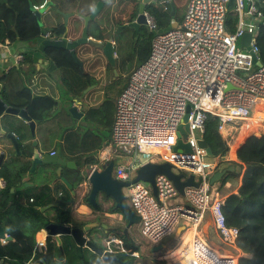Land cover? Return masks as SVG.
I'll return each instance as SVG.
<instances>
[{"label":"built area","instance_id":"obj_1","mask_svg":"<svg viewBox=\"0 0 264 264\" xmlns=\"http://www.w3.org/2000/svg\"><path fill=\"white\" fill-rule=\"evenodd\" d=\"M229 2L187 0L177 27L162 32H157L153 18L144 11L146 24L153 32L150 53L131 72L115 100L111 129L115 154L105 153L95 166L103 168L113 161V177L129 182L125 188L129 206L139 217L138 234L152 247L167 241L177 225L183 223L185 229L186 225H193L182 264H238L236 256L210 246L195 229L208 214L226 247L236 246L239 235L237 227L226 223L222 211L224 196L210 184V177L223 165V158L209 157L197 144L203 138L207 117L217 118L218 131L228 149L229 142L250 131L252 124L258 126L251 135L264 127V64L253 63V55L260 60L256 37L259 25L264 24V0H233L230 9ZM161 3L167 6V2ZM42 6L34 5V9ZM246 33L252 36L249 48L237 47V40L240 42ZM25 53L0 42V61L8 60V67L20 65ZM187 106L185 142L190 152L174 150L177 128ZM132 152L139 153L144 161L136 164L137 160L130 158L124 164L116 160L129 158ZM147 162L169 163L175 172L184 174L183 180L192 174L197 185L185 187L181 194L170 178L158 173L154 177V195L148 182L132 181V170ZM81 187L87 192L86 180ZM4 238L2 243L6 242ZM36 245L45 253L47 238H38ZM105 246L109 253L115 249L124 251L119 238L106 241ZM170 259L160 257L158 261L181 263V259Z\"/></svg>","mask_w":264,"mask_h":264},{"label":"crops","instance_id":"obj_2","mask_svg":"<svg viewBox=\"0 0 264 264\" xmlns=\"http://www.w3.org/2000/svg\"><path fill=\"white\" fill-rule=\"evenodd\" d=\"M10 1H12L13 4H16L19 0ZM46 1L50 0H45L43 3H45ZM123 2L125 3V0ZM28 3L29 7L30 4H32L33 6L36 4L34 0H28ZM119 9L120 8L110 10V8H107L102 11V13L99 14V16H97L95 20V26H91L90 28V35H92L93 38H97V35H99L97 39H100L102 35L104 36V38H112V43L114 44V46L118 42H121L122 40H118V38L116 37V33L118 32L116 31L114 33L111 30V26L115 27L116 23L119 21V19L117 18V14L120 13ZM8 11L10 13V20L8 25L12 28L16 25L19 13H17L18 9L16 10V8L14 7L12 9H8ZM31 11L34 15L36 14V10ZM46 13L50 14L53 17L48 26L54 27L58 23L64 24L63 17L56 13L51 5L46 9ZM65 13L73 12L68 11ZM73 14V16L69 17L68 21V27L72 37L80 33L83 27V19L80 18L79 15L75 13ZM0 42L9 43L10 45L13 44L14 48H12V50L14 51L25 50L26 52L25 60L19 66H15L17 68L14 69V71L12 69H10L9 71H4L5 66L7 65L6 68L8 67L9 61H0V75L3 76L5 85L9 87L11 92L12 90H14L15 93L18 92L22 97L21 101H18L20 107H27L28 113L30 114L28 108L29 105L27 106L25 104L27 103L29 95L32 99L38 97H49L54 102H56L55 98L53 96H48V94L53 95V90L57 85L56 83L55 85H52V78H56L55 80L59 81L60 77L58 75H61V73L59 72V74L57 75V70L52 71L51 74L47 73L46 69L48 67V63L42 60V55H39L36 52L37 47H35L32 42L22 40L11 42L9 38ZM3 53L5 54L4 51ZM79 54L78 57L80 58ZM13 75L15 77H13ZM66 79L64 81H67ZM15 83L16 85H14ZM65 90L69 94H77L76 97L81 102V104L78 106V113H82V116L80 118L71 116L66 111L62 110L65 114L61 116L63 118L62 122L57 121L58 123H60V125L58 123L54 125L52 121L50 122L49 118V120H39V123L35 125L34 136L30 135V130L27 124L23 120L18 119V121L20 122L18 123L19 126L17 128L11 129V131L14 132L19 141V153L15 152L13 145L8 139H6L4 136H0V152L5 153L4 159L0 164V168L3 165H6L12 174L11 180L13 178L14 181L12 182L13 185L9 190V195L3 196L5 195L2 193L5 190L6 181L4 177L0 176V228L3 230L5 236V238L0 236V244L6 245L12 242H16L17 240L13 237L14 235L33 237V239L35 240L33 246V255L36 253L38 254V257L32 263L38 262V260L41 259L44 254V252H42L36 245L38 238L46 237L47 240L49 238L52 240L53 245L51 247V253L54 257V261L59 259L58 256H60V254L64 253L62 245L69 242V239H67L66 236H62V243L59 245L57 241L53 239V237L48 236L45 230L43 222L45 220L51 221V219L53 220L55 217V209L53 208L54 204L50 200L49 194L51 196H55L62 193H69L70 197H72L70 213L73 221H76V223L86 224L88 222L98 221L99 223L105 224L108 227L106 228V230L102 227L100 228L104 231H109L115 228L114 226L109 225L108 222L101 219L100 212L102 211L99 209V206L102 209H104L105 206V203L102 202V198L98 200L97 207H94L86 202H78V200L76 199L77 196H73V192L76 193L77 187H81V183H79V185L77 184V175L83 163L92 164L95 167L97 163H99V159L102 155L107 152H114L111 145V129L115 114V100L118 95H116L114 98L111 118H109L107 122H103L99 117L101 115L93 116L94 113L99 112V109H97L95 106L96 103L99 102L92 104L89 97L86 98L85 93L88 92L87 90L84 92L82 90L78 92L75 88L74 90L73 88H66ZM56 95L58 96L57 92ZM105 103L107 104L108 102L106 101ZM103 104L104 102L102 103L101 108L103 107ZM54 108H56V103L53 105V109L50 111V113L53 112ZM78 113H76V115H79ZM68 118H72L78 122L82 121L80 122L82 123V128L80 129L76 126L68 127L64 130V133L60 135L61 133L58 130H60L62 127L70 126L68 122H63ZM75 129L80 130V132ZM70 137L71 139L72 137H74V139H76L77 141L84 140L85 137L89 140V144L87 145V147H85L84 150V157L82 158L80 163H77L68 154V143L70 142ZM244 139L245 138L241 136H238V138L235 139V145L231 149H229L230 155L234 154V157L230 159L228 157L226 160H236V150L239 147L238 144ZM33 142H35L36 145H33ZM236 146L237 148L235 149ZM57 149L59 150L62 159H64L65 161H72L76 164V168H64L62 170V175L72 184V189L67 188L55 174L54 170L57 169V165H53L52 172L44 177H41L40 175L38 176L33 172H29L31 168L30 157L33 152L44 153L52 152ZM91 160H95V163H91ZM116 160H118V162L120 163L125 162L123 157H117ZM126 160L129 161V158H127ZM20 166L26 168L27 172L22 178V181H16V170H18ZM239 185L240 176L235 181H232V186H228L225 188L222 187L217 191H219V193H221L225 198L231 193H237ZM81 189L84 193L86 192L83 187H81ZM113 214L117 213H112V215L108 213V216L111 217L113 216ZM186 226V229L178 236V240L174 241L171 235L167 242L165 241V244L167 243L166 248L160 249L161 254L158 257H165L169 259L171 258L170 261L175 262L174 252L172 251V254H168V252L177 244H183V240L186 235H189L191 233L193 225L189 224ZM136 228H138V223L134 224V226L129 230L132 231V229L135 230ZM195 229L202 236L203 240L210 246L223 252H231V255H234L232 253L234 251H237L236 255L240 253L242 255V252L236 246L232 247L231 250L222 243L221 239L218 237L215 231V228L213 227L212 220L211 223L208 224L206 216L203 223L200 224V226L195 227ZM124 232H126V230H124ZM2 238L6 240L5 243L1 242ZM67 249L71 251L70 246ZM0 264L14 263L8 256H5L0 257Z\"/></svg>","mask_w":264,"mask_h":264},{"label":"trees","instance_id":"obj_3","mask_svg":"<svg viewBox=\"0 0 264 264\" xmlns=\"http://www.w3.org/2000/svg\"><path fill=\"white\" fill-rule=\"evenodd\" d=\"M35 5H41L45 0H34ZM51 6L56 13L59 12H73L82 18L88 16L94 10L96 3L102 1L104 3V10L108 8L113 0H50ZM161 1L167 2V6L164 5L163 9L165 14L157 13V5L161 4ZM181 0H171L175 7V12L171 15V8L168 0H156V4H149L146 6L145 11L150 15H154L156 19L157 29H163L169 26L172 18L177 23L181 21L180 16H176L178 3ZM187 0H185V3ZM28 0H19L16 4H13L10 0H0V41H4L9 38L11 42L14 41H28L32 42V39L37 37L39 33V25L36 16L32 13ZM18 9V20L14 27H10L9 18L10 13L8 9ZM60 15V14H59ZM99 16V15H98ZM159 17V18H158ZM95 20L90 22L91 26H95ZM66 27L63 23H58L55 26V33L62 35ZM92 36V35H91ZM99 35H97V38ZM95 38V37H94ZM96 38V39H97ZM256 44L259 48V57L262 64H264V24L259 25L256 37ZM150 45L146 44L140 49V62H144L150 53ZM51 58L54 60L57 66L67 65L71 72L76 75L80 73L78 66L75 64L72 56L67 52L55 51ZM4 80L3 76H1ZM75 77V76H74ZM81 75H79L80 79ZM78 79V78H76ZM81 83V82H80ZM76 91L80 92L83 88L75 87ZM5 95L4 93H2ZM17 96L22 98L17 92ZM21 101V99H20ZM30 111V116L34 119L43 121L48 119L50 111L53 109L55 102L49 97L31 98L28 96L27 103H25ZM19 105V104H18ZM20 106V105H19ZM203 139L210 147L213 153V158L221 159L226 156L228 146L222 138L221 133L218 131V120L212 115H209L204 124ZM69 152L68 154L77 163H80L84 157L85 147L89 144V140L85 137L84 140L77 141L74 137H70ZM227 166H234V170L228 172L222 179L216 184V190H220L228 180H236L240 176V185L237 189V193H231L225 197L222 205V211L226 219V223L229 226L237 227L239 229V235L236 240V247L247 256H240L238 264H264V135L256 136L249 135L239 145L236 150V160H226ZM91 163H95V160H91ZM8 164V163H7ZM9 165V164H8ZM92 165V164H90ZM0 171V176L4 177L6 181V187L2 194L3 196L9 195V190L12 187L13 178L11 180V172L6 165H3ZM26 168L20 166L16 170V181H22V178L26 174ZM82 180L77 175V184ZM44 195V194H43ZM48 195V194H46ZM49 198L52 201L53 208L55 209V217L51 221L64 225L82 226L85 223H76L73 221L70 209L72 203V197L69 193H62L60 195L51 196ZM104 200V198H103ZM107 213H118V209L115 208L112 203L106 210ZM126 219V217H124ZM127 220V219H126ZM45 220L43 225L46 226L49 222ZM90 232L88 237L106 249V241L112 238H119L122 240L124 251L115 249L111 254L117 258L113 263H124L127 259L132 257V253L138 252L139 245L136 243L133 237L127 232H124L122 228H113L109 231ZM12 236V235H11ZM17 241L6 245L0 244V257L8 256L14 264H29V260L34 253L35 240L31 236L14 235ZM47 251L43 254L38 262L32 264H58L57 260L54 261V257L51 253L52 240H47ZM68 248L70 246V253L64 255V264H80L77 254L76 246L70 242L63 244ZM88 250L84 249L83 251ZM75 255V257L72 256ZM84 253V252H83ZM91 258H84V264H104L101 258L92 253Z\"/></svg>","mask_w":264,"mask_h":264},{"label":"water","instance_id":"obj_4","mask_svg":"<svg viewBox=\"0 0 264 264\" xmlns=\"http://www.w3.org/2000/svg\"><path fill=\"white\" fill-rule=\"evenodd\" d=\"M139 2V9L137 15L134 20L124 23L120 26L121 29L132 27L134 30H138L140 25L146 24L145 18V8L149 4H156V0H135ZM171 8V15L175 12V7L172 4L171 0H168ZM51 5V1H46L42 7L36 10V19L39 25V33L37 37L32 39V44L37 47V53L42 55V60L48 63V67L46 69L48 74H51L52 71L57 69H64L65 66H56L54 64V60L51 58V55L55 51H62L69 53L74 59L75 64L83 69V63L79 59L78 54L81 52L84 45H89L91 48L95 49V51L101 55V57L106 60H112V56L114 55V44L112 43V38H104L100 39L93 38L90 31V22L96 20L97 16L104 11V3L102 1H98L96 6L91 14L88 16H83V27L81 32L72 37L69 27L68 21L69 17L73 16V13H65L59 12V14L64 19V25L66 27L64 33L62 35H57L55 33V26L50 27L48 24L52 21L53 17L48 14L44 17L46 13V9ZM233 0H230L228 4V8H232ZM30 9L35 10L34 6L30 4ZM177 22L174 18L171 19L168 27L163 29H158L157 32L165 31L169 28L177 27ZM252 40V36L249 33L244 34L240 39V47L249 48V44ZM91 59H93L91 57ZM253 63L256 66H261L262 62L256 59V56L253 55ZM60 72V71H59ZM0 76V136H4L8 139L13 145L15 152L19 153V141L15 136L14 132L11 129L17 128L19 126L18 119L23 120L29 130L30 135L34 136L35 125L39 123V120L33 119L28 113L27 107H20L18 105V101L21 98L17 96V93H11L9 87H7L4 81ZM91 87V86H90ZM4 93L5 95H3ZM77 94L66 95L65 98L62 97L60 105L61 109L66 111L68 114L74 117H81L82 113H78V106L81 104L79 99L76 97ZM188 111L189 106H187V113L184 115L182 122L178 125V133H177V144L174 146V150H184L186 152H190V146L185 142L188 132ZM78 113L79 115H76ZM246 139V138H245ZM244 139V140H245ZM197 144L199 147L203 148L206 151V154L209 157L213 156L212 150L207 145L203 138L198 139ZM33 145H36L33 142ZM4 152H0V164L4 159ZM31 159V168L29 172H33L44 177L52 172V166L57 165V169H55V174L60 179V181L69 189H72V184L62 175V170L64 168H76V164L72 161H65L61 158L59 150H55L53 154L50 152L37 153L33 152L30 157ZM114 168V162L110 161L105 167H94L93 165L83 163L79 170V177L81 180H86L88 183V190L84 193L86 203L97 207V202L100 198H104L102 202L110 204L105 208L107 209L112 203L115 208L118 209V214L123 215L127 219V227H131L132 225L139 222L138 215L130 208L127 203L124 187L129 185L127 181H120L113 177L112 171ZM234 166L228 167L227 165L215 171L210 177V184L215 185L220 179H222L228 172L233 171ZM162 173L165 174L168 178H170L177 188L179 193H183L185 187L195 186L197 183L194 181L193 175L190 174L185 180L184 174L175 172L169 163H151L147 162L141 164L135 170V176L133 178V182L142 180L144 182H148L152 188L153 194L156 195V186L154 177L156 174ZM26 185V184H25ZM79 185V183H78ZM81 186V185H80ZM76 193L73 192V196ZM206 220L208 224L211 223V218L207 214ZM108 228L105 224H101L98 221L88 222L82 226H72V225H64L55 222H49L45 226V230L48 236L53 237L55 241L60 245L62 243L61 237L66 236L69 239V242L74 244L77 249L78 257L80 259V264H84L83 258V250L88 249L90 252L98 255L104 264H111L116 261L117 258L114 257L111 253L104 250L101 246H98L94 243L89 237L88 234L92 232L94 229L99 228ZM185 230V225L179 224L176 226L172 239L178 240V236ZM0 236H4L3 230L0 228ZM166 248V244L164 242H160L159 244L153 246L151 248V252H158L160 249ZM241 256H247L242 254ZM38 254H34L32 259L29 261L31 264L36 258Z\"/></svg>","mask_w":264,"mask_h":264},{"label":"rangeland","instance_id":"obj_5","mask_svg":"<svg viewBox=\"0 0 264 264\" xmlns=\"http://www.w3.org/2000/svg\"><path fill=\"white\" fill-rule=\"evenodd\" d=\"M123 1L124 0H113L111 5L108 7V8H110V10H115L116 8H120L119 9L120 13L117 14V18L119 19V21L116 24L122 23L120 21V20H122V18L119 17V15L122 13L126 15L125 21L127 19H130V20L132 19V16L129 17L130 16L129 11L132 10V6L135 2L133 0H125V3H124ZM186 3H185V0H181L178 3L179 6L177 7V11H176L177 17L180 16V18H181L183 16ZM163 7H164L163 4L157 5V9H158L157 13L158 14H165L166 11H164L165 9H163ZM46 15H48V13L44 14V17ZM151 17L153 18L154 22L156 23L155 16L151 15ZM122 21H124V20H122ZM111 30L114 33L117 31L118 33H116L117 34L116 37L118 38V40H122L121 42H118L114 46V55L112 56V60H106V59L102 58L101 55H99L98 51L96 52L95 49L91 48L89 45H84L83 47H81L82 50L78 51V52H81L79 54V56L83 57V58H84V52L83 51L86 50V52L88 53V64L86 63L87 66L85 67V69L88 70V72H89V75H90L89 81L87 82L86 78L85 77L83 78V76H81L79 79V75H80L79 72H77L76 75H74V72H69L67 74V79L65 78L67 81H64L65 79H59V81H56L54 78H52V81H51V82H53L52 85H55V83L57 85H56L55 89L53 90V95L48 94V96H53L57 102L60 100L59 96H60V98H62V97L65 98V96L69 94V93L65 92L66 88H73V90H74L75 87H81V88H83V92L87 90L88 92L85 93L86 98L89 97L92 104L99 102V103H96V105H95L96 108L99 109V112L94 113L93 116L94 115L95 116L101 115L99 117L102 119L103 122L104 121L107 122V120L109 118H111V115H112L111 113H112V109H113V102H114L115 96L119 95V93L121 92V90L123 89L125 84L127 83L129 75L131 74V72L137 66H139L140 54H141L140 49L142 47H144L146 44L150 45V47H151V42H152V38H153V32L148 27L147 24L140 25V27L137 31L134 30V28H132V27L126 28L123 30H119V29L116 30L114 26H111ZM239 45H240V42H239V40H237V47H239ZM10 46H11V48H14L13 44H11ZM91 57L93 59H91ZM6 66H5V68H6ZM16 68L17 67H15V65H12L13 71ZM4 71H6V70H4ZM56 74L58 75L59 72H57ZM10 77H11V75H10ZM13 77H15V76L13 75ZM76 78H78V79H76ZM14 85H16V83ZM13 92H14V90H12L11 93H13ZM56 92L58 93V96L56 95ZM69 95H71V94H69ZM84 97H85V95H84ZM61 100H63V99H61ZM106 101L108 102L107 104L105 103ZM103 102H104V104H103V107L101 108V105ZM64 114L65 113L62 111L60 103H58V105H56V108H54L53 112L49 114L48 118L50 119V122L52 121L53 124L55 125L60 121L62 122L63 118L61 116H63ZM63 122H68L70 126H65V127H62L60 130H58L61 133L60 135H62L64 133V130L68 127L76 126V127H79L80 129L82 128L81 127L82 123H80L82 121L78 122L72 118L71 119L68 118ZM58 124L60 125V123H58ZM263 128L264 127H261L260 131H257V132L254 131L255 132L254 135H256V136L264 135V129ZM75 130H77V129H75ZM77 131L80 132V130H77ZM78 132H77V134H78ZM251 132L245 136H244V134H245L244 133L241 137L246 138L247 136L252 134ZM237 146L235 147V149L237 148ZM233 155H230L229 149H228L226 156L223 157V162H221V163H223V165H221V167L227 165L228 162L226 161V159L228 157H229V159L234 157ZM123 158L125 160V162H123V163L128 164V161L126 160L127 158L126 157H123ZM130 158L131 159L135 158L137 160L136 164L144 161V159L142 158V156L139 153L138 154H135L133 152L130 153L129 159ZM175 170H177V169H175ZM132 173H135L134 169L132 170ZM232 181H235V180H228V182L223 186V188L228 187V186H232ZM123 191H124L126 200L128 202V205H129V201L127 198V191H126L125 187H124ZM75 196H77L76 199L78 200V202L79 201L84 202V203L86 202L85 201L86 195H84V192L81 189V187H79V186L77 187V192H76ZM109 204H110V202H107V204H105V206H104V209L100 208V206H99V209L102 211V212H100L101 219L108 222L109 225H112L114 227H118V228H122V229L126 230V232L131 237H133L134 240L136 241V243L139 245L138 252L132 253V257L130 259H127L124 263H113V264H161V262L158 261V260H160V257H158V256H160L161 251L159 250L158 252L152 253L151 252V248H152L151 244L141 238V236L138 234L137 228L135 230L132 229V231L129 230L134 225H132L131 227H127V221L124 219L123 215L117 213V214H113V216H111V217L108 216V213L106 212L107 209L105 210V208ZM106 214H107V216H106ZM96 231H97V229L93 230V232H96ZM99 231H101V229H99L98 232ZM104 243L106 244V242H104ZM229 249H231V248H229ZM63 250H64V253L60 254V256H58V258H59L57 260L58 264H64V260H63L64 255H66L67 253L68 254L70 253V251L67 249L66 245L64 246ZM83 252H84L83 255L86 256V258L92 257V254L89 253L90 252L89 250H85ZM234 252L237 253V251H234ZM224 253L231 255V252H228V251L224 252ZM174 256H175V260H174L175 262H178L179 259H181L178 254H176V255L174 254ZM235 256L239 259V257L241 256V253L238 255H235ZM73 257H75V255ZM79 262H80V259H79ZM180 262H181L180 264H182V259Z\"/></svg>","mask_w":264,"mask_h":264},{"label":"flooded vegetation","instance_id":"obj_6","mask_svg":"<svg viewBox=\"0 0 264 264\" xmlns=\"http://www.w3.org/2000/svg\"><path fill=\"white\" fill-rule=\"evenodd\" d=\"M135 3L133 4V6H132V10L131 11H129V17H131L132 16V19L130 20V19H127L126 21H125V17H126V15L125 14H120V18H122V20H124V21H122V20H120L122 23H120V24H116V26H115V29L116 30H123V29H121L120 28V26H122L124 23H128V22H130V21H132V20H134L135 19V17H136V15H137V12H138V9H139V2H137V1H135V0H133ZM44 4V3H43ZM127 28H130V27H127ZM124 29H126V28H124ZM84 52V58L83 57H80L79 59L82 61V63H83V69H81V68H79V70H80V75L81 76H83V78L85 77L86 78V80L87 81H89V77H90V75H89V72H88V70H86L85 69V67L87 66V64H88V53L86 52V50H84L83 51ZM104 58V57H103ZM105 59V58H104ZM87 63V64H86ZM54 64H55V62H54ZM56 65V64H55ZM19 66V65H18ZM57 66V65H56ZM63 66H65V68L64 69H57V71L59 72L60 71V73H61V75H59V79H65L66 77H67V74L69 73V72H71L70 71V68L67 66V65H64L63 64ZM10 69H12V66H9V67H7V68H5V70L6 71H9ZM56 71V70H55ZM56 77V76H55ZM54 79H56V78H54ZM82 91H83V89H82ZM65 92H66V90H65ZM73 94V93H72ZM60 95V94H59ZM59 101H57L56 102V105H58V103H60L61 102V99L62 98H60V96H59ZM100 229V228H99Z\"/></svg>","mask_w":264,"mask_h":264},{"label":"bare ground","instance_id":"obj_7","mask_svg":"<svg viewBox=\"0 0 264 264\" xmlns=\"http://www.w3.org/2000/svg\"><path fill=\"white\" fill-rule=\"evenodd\" d=\"M257 124H252V129L253 130H255L256 128H257ZM252 129L250 130V131H247L245 134H244V136L245 135H247V134H249L251 131H252ZM236 138H238V136L237 137H235L231 142H229V149H231L234 145H235V139ZM191 234V233H190ZM186 235V237L184 238V240H183V244H177L173 249H171L169 252H168V254H170L172 251L174 252V254L176 255V254H178L179 256H180V258L181 259H183L184 258V256H187L186 255V253L188 252V247H189V242H190V237H191V235ZM234 255L233 256H235L236 255V253L235 252H232ZM172 254V253H171Z\"/></svg>","mask_w":264,"mask_h":264}]
</instances>
